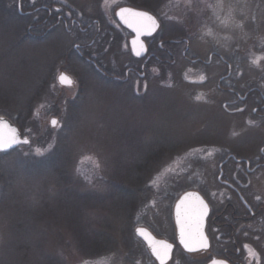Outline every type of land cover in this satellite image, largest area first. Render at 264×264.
Segmentation results:
<instances>
[{
	"label": "rangeland",
	"instance_id": "374dc122",
	"mask_svg": "<svg viewBox=\"0 0 264 264\" xmlns=\"http://www.w3.org/2000/svg\"><path fill=\"white\" fill-rule=\"evenodd\" d=\"M21 1L26 11L52 0ZM53 1L103 24L108 16L107 24L116 23L119 6L151 9L166 39L189 33L202 58L217 51L258 61L246 69L252 77L264 71V0ZM17 6L0 0V115L18 120L30 143L0 153V264H157L135 228L175 242L176 200L189 189L211 200L221 149L235 144L216 86L223 66L215 58L193 67L178 53L136 95L130 85L104 82L75 56L76 34L57 27L43 39L27 37L31 20L25 25ZM114 49L121 51L113 46L102 65L129 61ZM62 71L72 86L58 83ZM105 236L116 248L97 256L90 244ZM201 260L176 246L169 264Z\"/></svg>",
	"mask_w": 264,
	"mask_h": 264
},
{
	"label": "flooded vegetation",
	"instance_id": "af4514ba",
	"mask_svg": "<svg viewBox=\"0 0 264 264\" xmlns=\"http://www.w3.org/2000/svg\"><path fill=\"white\" fill-rule=\"evenodd\" d=\"M17 5L18 16L25 25L27 18L31 20L26 27L27 37L43 39L57 27L72 36L76 34L75 56L104 82L130 85L136 95L149 90L162 68L175 64L178 53L188 65L197 68L209 67L218 59L223 71L218 75L216 86L226 97L221 108L230 118L235 144L221 149L211 200L200 192L209 206L205 227L209 247L196 253L202 256L201 264L214 260L225 264H264V71L252 77L246 70L254 69L259 63L236 61L217 51L204 59L192 50L189 33L181 39H166L157 14L143 7L123 5L148 11L159 23L153 34L143 37L146 54L140 58L132 54L130 46L134 33L116 15L123 6L114 12L117 24H107L109 16L103 24L100 18L84 20L74 15L75 7L63 1L42 2L26 11L21 0H17ZM115 45L121 49L120 52L114 49L116 53L130 55L129 61L121 67L102 65V56L112 52ZM245 139L249 144L247 149L239 141Z\"/></svg>",
	"mask_w": 264,
	"mask_h": 264
},
{
	"label": "snow or ice",
	"instance_id": "6c2138e0",
	"mask_svg": "<svg viewBox=\"0 0 264 264\" xmlns=\"http://www.w3.org/2000/svg\"><path fill=\"white\" fill-rule=\"evenodd\" d=\"M220 3L222 4V0H220ZM117 15L136 33V38L132 40V45L136 55H140L142 51L146 50L140 37L151 35L152 32L159 27L157 20L146 11H137L131 8H121ZM253 63H258V61H253ZM57 79L61 84L67 83L71 85L73 83L71 78L65 73H61ZM197 99L200 98L197 97ZM253 123L254 121H249V124ZM51 124L55 127L57 126L58 121L52 119ZM21 142L28 143L27 140L21 141L18 138L17 129L11 127L3 120V118H0V152L7 153L14 145ZM36 151L39 153L40 149H36ZM95 168H101L99 162L95 163ZM259 199L260 198L257 197V200ZM207 212V204H205L204 200L195 193H186L176 204V218L179 226V244L183 245V248L188 252H195L201 249H207L208 247L207 237L202 230L203 220L207 215ZM136 231L141 237L147 240L152 255H154L156 260L159 261V264H167L173 245L164 240H156L144 229L138 228ZM137 264H139V262H137ZM213 264H225V262L214 260Z\"/></svg>",
	"mask_w": 264,
	"mask_h": 264
},
{
	"label": "water",
	"instance_id": "95a60500",
	"mask_svg": "<svg viewBox=\"0 0 264 264\" xmlns=\"http://www.w3.org/2000/svg\"><path fill=\"white\" fill-rule=\"evenodd\" d=\"M121 8H131V9H133V10H137V11H145V10H140V9H136V8H133V7H130V6H123V7H120L118 10H117V13L120 11V9ZM146 12H148V11H146ZM117 13H116V15H117ZM149 13V12H148ZM150 14V13H149ZM150 15H152V14H150ZM153 16V15H152ZM117 18H118V20L121 22V24L123 25V26H125V27H127V28H129L121 19H120V17L117 15ZM156 19V18H155ZM157 20V19H156ZM157 23H158V21H157ZM158 25H159V23H158ZM133 33H134V37L131 39V41H130V46H131V50H132V54L134 55V56H136V57H140V58H142V57H144L145 56V54H146V50L145 51H142L141 52V54L140 55H136V52L133 50V45H132V40L133 39H135L136 38V33L131 29V28H129ZM157 30V29H156ZM155 30V31H156ZM155 31H153L152 32V34L155 32ZM144 36H150V35H144ZM144 36H141L140 37V40L144 43V41H143V37ZM144 47H145V49H146V46H145V43H144ZM61 73H65V72H61ZM60 73V74H61ZM59 74V75H60ZM65 74H67V73H65ZM58 75V76H59ZM68 75V74H67ZM70 78H71V80L73 81V83L71 84V85H69V84H67V83H64V84H61L60 82H59V80H58V82H59V84L60 85H62V86H65V87H70V86H72L73 84H74V80H73V78L70 76V75H68ZM0 118H3V120L4 121H6L11 127H13V128H15V129H17V134H18V138L21 140V141H23V140H27L28 141V143H19V144H17V145H14L13 146V148L12 149H9L8 151H11V150H13V149H15V148H17L18 146H20V145H27V144H29L30 143V139L27 137V136H23V133H22V131H21V129H20V127L16 124V123H14L10 118H8V117H5V116H0ZM53 119H56V118H53ZM57 120V119H56ZM186 193H195V194H197V195H199L203 200H204V202H205V204H207V202H206V200L203 198V196L199 193V192H197V191H195V190H189V191H186V192H184L179 198H178V200L176 201V203H175V206H174V222H175V226H176V230H177V241H178V243H179V226H178V224H177V218H176V204L180 201V199L182 198V197H184V195L186 194ZM189 203H191V202H189ZM207 206H208V204H207ZM208 213H209V206H208V212H207V215L204 217V220H203V228H202V230H203V233H204V235L207 237V235H206V231H205V227H206V218H207V216H208ZM138 228H140V229H144L147 233H149L152 237H154L156 240H164V241H167V240H165V239H161V238H158V237H156L148 228H146V227H143V226H140V227H137L136 229H135V234H136V236L139 238V239H141L142 241H143V243L146 245V247H147V249H148V251L150 252V254L152 255V251H151V248L148 246V242H147V240L146 239H144L143 237H141L138 233H137V229ZM207 240H208V237H207ZM168 243H170V244H172L173 245V248H172V251H171V253H170V255H169V259H168V261H167V263L172 259V255H173V251H174V247H175V245L173 244V243H171V242H169V241H167ZM180 245V244H179ZM182 248H183V245H180ZM208 247H209V240H208ZM207 247V248H208ZM184 249V248H183ZM185 251H187L186 249H184ZM201 250H204V249H201ZM198 251H200V250H198ZM188 252V251H187ZM195 252H197V251H195ZM153 257H154V259L156 260V258H155V256L154 255H152ZM157 261V263L159 264V261L158 260H156ZM208 264H213V261H211V262H209Z\"/></svg>",
	"mask_w": 264,
	"mask_h": 264
},
{
	"label": "trees",
	"instance_id": "16d2710c",
	"mask_svg": "<svg viewBox=\"0 0 264 264\" xmlns=\"http://www.w3.org/2000/svg\"><path fill=\"white\" fill-rule=\"evenodd\" d=\"M16 122L18 123V120ZM151 159H152V157H151ZM148 176H149V174H147L146 176H142V177L146 178ZM139 177H141V176H139ZM121 179H124V178L121 177ZM133 180H135V179H131L130 181H133ZM141 180H143V179L141 178ZM120 181H125V179L120 180ZM128 194L129 193H126V195H128ZM90 247H91V250H93L95 252L94 254H96L97 256H100L102 254L114 252V250L116 248V244L111 243V241L105 236L102 239L101 238L94 239L92 242V245L90 244Z\"/></svg>",
	"mask_w": 264,
	"mask_h": 264
}]
</instances>
